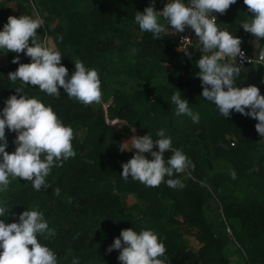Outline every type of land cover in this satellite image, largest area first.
<instances>
[{"label":"trees","instance_id":"1","mask_svg":"<svg viewBox=\"0 0 264 264\" xmlns=\"http://www.w3.org/2000/svg\"><path fill=\"white\" fill-rule=\"evenodd\" d=\"M143 2L148 7L153 0ZM162 4L163 0H155V7ZM30 5L43 11L40 18L44 24L37 35L52 40L69 76L75 71L77 60L98 71L102 93L112 96L107 106L111 118L124 119L123 129L132 126L150 134L153 140L159 139L158 132L163 130L164 136L171 138L172 148L182 150L195 167L166 176L158 187H147L131 177L125 181L121 176L122 164L135 152L120 151L122 128L107 123L103 109L70 99L63 88L57 99L41 92L38 86L10 81L8 74L19 67L12 60L19 55L20 63H31V58L24 53L0 50L7 57V62L0 65V111L12 95L37 98L51 106L59 119L73 129L72 145L76 152L62 167H53L46 177L50 185L47 188L42 186L36 191L30 181L12 180L9 191L0 194V199L8 201L0 220L18 223L24 211H41L54 235L47 239L38 236V240L56 256L59 254L57 264H72L74 257L79 258L80 264H121L119 250H107L128 228L137 232L156 230L166 247L163 258L169 264H230L221 249L230 234L213 232L204 205L210 197L218 198L224 216L235 228V210L227 200L252 206L264 204V148L260 147V135L255 128L258 121L235 110L228 118L223 117L214 103L202 97L203 86L196 66L201 52L194 41L185 48L191 53L189 56L177 48V33L158 39L149 32L138 35L130 26L118 23L116 6L105 0H17L14 5L0 2V22H7L9 16L27 15L23 11H28ZM248 14L244 0L242 6L231 5L225 14L216 13L218 28L239 37L251 49L254 46L247 42L248 32L240 24ZM260 46L264 47V40ZM262 71L260 90L264 95ZM239 78L240 75L235 85L242 87ZM140 82L143 87L132 85ZM16 88L23 92L18 93ZM176 92L188 100L194 114H199V123L187 115H175L171 97ZM5 135L6 151L12 153L17 133L6 128ZM153 151H159L158 146ZM145 155L152 159L151 153ZM164 155L168 159L171 152ZM233 170L235 179L230 175ZM113 177L115 187L111 185ZM168 179H179L184 187L171 188L166 183ZM225 183L231 185L227 193L221 192ZM56 188L60 189L59 196L55 194ZM123 191L135 192L141 203L125 204L121 199ZM162 197L172 199L170 211L164 210ZM263 217L239 216L237 229H233L234 237L249 256V251L264 245ZM119 219L129 227L120 228ZM184 223L203 236L204 242L197 250L187 247L181 238L176 226Z\"/></svg>","mask_w":264,"mask_h":264},{"label":"clouds","instance_id":"2","mask_svg":"<svg viewBox=\"0 0 264 264\" xmlns=\"http://www.w3.org/2000/svg\"><path fill=\"white\" fill-rule=\"evenodd\" d=\"M235 3L236 0H188V3L170 0L162 11H157L153 0L143 12L136 11L135 22L141 31L151 33L154 39L183 33L186 27L194 30L199 38L197 46L203 53L196 62L197 76L203 86L202 97L214 103L223 117L228 118L235 110L256 119V131L264 137V95L255 85H235L241 71L237 58L241 61L245 58L241 39L227 30H220L213 15L214 12L225 14ZM244 4L252 16L240 24L257 38L256 47L260 40H264V0H244ZM43 24V19L29 15L8 17L0 31V50L24 53L31 58V63H20L17 55L12 63L19 64V67L8 74L9 80L38 86L41 92L57 99L63 88L70 99L85 106L101 103L103 93L98 71L86 68L77 60L75 71L69 78V70L61 64V53L49 46L48 38L41 39L37 35ZM181 50L191 56L187 49ZM258 59L264 63V47L258 49ZM16 91L22 93L23 89L16 88ZM171 103L175 105V115H187L194 123H199V114L191 111L188 100L182 99L180 92L172 95ZM5 104L0 111V194H6L11 181L16 178L30 181L36 191L42 186L49 187L46 177L53 167H62L64 161L76 155L72 145L73 129L59 119L51 106L35 97L12 95ZM6 128L17 133L16 148L12 153L6 151ZM158 136L159 139L153 140L150 134L133 135L119 145L121 152L136 150L134 156L122 164L121 176L125 181L131 177L147 187H158L166 176L182 174L189 167H195L182 150L172 148L171 138H166L163 130ZM154 146H158L159 151H153ZM165 152H171L170 158H165ZM146 153H151L152 159H148ZM230 175L236 178L234 170ZM166 183L171 188L184 187L179 179H168ZM54 191L60 195L59 188ZM7 204L6 199H0V217L5 215ZM50 235H54V229L49 228L44 214L38 210L24 211L19 215L18 223L0 220V264H57L55 252L38 240V236L47 239ZM113 250H119L121 264H169L163 258L165 245L151 229L139 232L133 228L122 230L107 251L111 253ZM72 264H80L79 258L74 257Z\"/></svg>","mask_w":264,"mask_h":264},{"label":"rangeland","instance_id":"3","mask_svg":"<svg viewBox=\"0 0 264 264\" xmlns=\"http://www.w3.org/2000/svg\"><path fill=\"white\" fill-rule=\"evenodd\" d=\"M16 1L17 0H0V2L11 4V5H14ZM105 1L116 6L115 14H116V19L118 20V23L123 24L125 26H130V29L135 30V32H137L138 35H140L143 32L140 30L139 25L135 22L136 11L143 12L144 9L147 7V4L143 2V0H138V1L105 0ZM169 2H170L169 0H163V4L159 7H155V9L157 11H162L164 6ZM242 4H243V0H236V3L234 5L242 6ZM31 5L28 7V11L25 10L27 12L26 14L34 18H37V17L40 18L43 11L37 8V12H36L34 9H32ZM160 21L163 23L164 22L163 18H160ZM6 23H7L6 21L0 22V31L3 30V27ZM38 36L41 39H44L43 36L41 35H38ZM46 38H48L49 40V46L54 47V43L52 42V40L49 37H46ZM1 59L2 58H0V60ZM70 77L71 76H69V78ZM132 85L138 86V87L144 86V84L141 82L138 84L132 83ZM111 101H112L111 94L103 93L102 102L99 104L93 103L91 105L93 106L94 109L100 108V109H103L104 111L106 104L110 103ZM145 103H147V101ZM124 121L125 120L116 122L117 129L122 128V132L120 135L121 143L130 140L133 135H137V136L145 135V132L143 131L136 130L135 132H133L132 129L134 128L125 131L126 128L123 129V126L125 124ZM111 181H112L111 185L115 187L116 186L115 177H113ZM230 187H231L230 184H227V183L222 184L221 192L227 193ZM121 195H122L121 197L122 202L128 205H133V203L138 204V203H141L142 201L139 198V196L135 192H132V191H123ZM161 199H162L164 210L170 211L171 208H173L172 199L168 197H165V198L162 197ZM230 201H231L230 199L227 200L228 204L229 203L231 204L230 207H232L235 210V214H236L235 217L232 218V221L237 225L240 222V220H238L239 216H242V215L243 216H254L257 214L264 216V204L262 205L256 204L255 206H252L251 204H248V203L244 204L239 200L232 201V203ZM204 209H205V214L207 215V218L209 222L211 223V228L215 234H219L222 232L230 234L229 239L224 244V246L221 248L222 252L228 257L230 264H264V245L258 248V250L252 249L251 251H249L251 253V256L248 255V251H246L245 248H243L240 245L239 241L233 235L234 233L233 229H237V225L234 228V226L231 225V222L228 221V218L224 216L223 209L219 203L218 198H215V196L210 197L208 201L205 203ZM132 213H136V210H132ZM117 225L120 228L129 227V225H127L120 219L117 221ZM142 225L145 226V223L143 222ZM176 227L177 229L181 231L182 233L181 238L187 247L197 250L198 247L204 242L201 232L198 229L192 227L191 225L184 223ZM153 231L157 234L156 230H153ZM159 237L161 238L162 234H159ZM57 257H58L57 259H59V254L57 255Z\"/></svg>","mask_w":264,"mask_h":264},{"label":"crops","instance_id":"4","mask_svg":"<svg viewBox=\"0 0 264 264\" xmlns=\"http://www.w3.org/2000/svg\"><path fill=\"white\" fill-rule=\"evenodd\" d=\"M36 8L32 7V9H34L37 12V9ZM23 12L24 13H27L26 11H23ZM251 16H252V13H249V15H247V17L245 19L250 18ZM225 23H226V21L224 22V24ZM170 31H173V30L170 29ZM246 39H247V42L252 43V45L255 46V42H256L257 38L253 34H251V33L248 32ZM193 41L195 42L196 49L199 50V48L197 46L199 44V38L196 36L195 33H194ZM241 45H243L242 44V40H241ZM260 45H261V40L258 42V44L256 45V47L257 46H260ZM200 55L202 57L203 53L201 52ZM201 57H199V59ZM0 58H2L0 60L1 61L0 62V65H3V64H5L7 62L6 55L3 52H1V51H0ZM167 63L170 64L169 62H167ZM237 66H239L241 68L240 78H239L240 85L242 87H248L250 85H255V86H257L260 89V86H261V83H262V75H263V71L262 70L264 69V64H257V63L255 64L254 63V64H247V65H241V66L237 64ZM260 94H261V90H260ZM132 128H134V127H132V126L129 127L128 126L125 131L130 130ZM145 135H146V133H145ZM256 137H257V135H256ZM258 140L260 142V147L264 148V137L259 136V139ZM135 151L136 150H133V152H135Z\"/></svg>","mask_w":264,"mask_h":264},{"label":"built area","instance_id":"5","mask_svg":"<svg viewBox=\"0 0 264 264\" xmlns=\"http://www.w3.org/2000/svg\"><path fill=\"white\" fill-rule=\"evenodd\" d=\"M213 15L216 17L217 20V15L216 13H213ZM217 23V21H216ZM218 26V23H217ZM194 30H192L190 27H186L185 31L183 33H177V38H178V44H177V48L181 49V48H187L189 44L192 43L193 38H194ZM45 38V36H43ZM187 37V38H185ZM185 38V39H184ZM190 38V39H189ZM261 48V46H257V47H253L251 49H248L246 46L241 45V50L245 53V58L243 61H241V59L238 57L237 58V64L238 65H247V64H264L262 62L259 61L258 59V49ZM251 61V62H250ZM109 103L106 104L105 108H104V118L105 121L107 123L110 124H116V122L118 121H123L122 119L119 118H111L108 114H107V106Z\"/></svg>","mask_w":264,"mask_h":264}]
</instances>
